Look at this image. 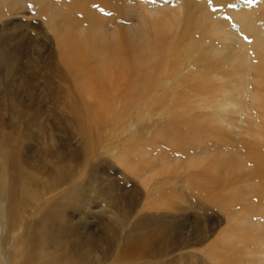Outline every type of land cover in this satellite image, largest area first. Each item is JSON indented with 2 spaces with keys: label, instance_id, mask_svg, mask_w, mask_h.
Listing matches in <instances>:
<instances>
[{
  "label": "bare ground",
  "instance_id": "1",
  "mask_svg": "<svg viewBox=\"0 0 264 264\" xmlns=\"http://www.w3.org/2000/svg\"><path fill=\"white\" fill-rule=\"evenodd\" d=\"M5 2H0V19L5 14V8L9 11L14 7L11 2ZM79 2H73V9L70 8L72 12ZM209 2L177 0L175 7L167 4L147 7L149 16L142 14L139 23L132 26L130 35L131 42L141 51L138 56L129 54L125 47L129 38L125 37L121 29L111 38L107 36V39H100L98 32L77 34L55 21L48 23L58 40L61 61L75 73L71 80L69 76L59 78V81L45 77L49 85L43 88L42 93L46 96H42L46 101L53 102L46 117L62 124L61 134H58L61 138L55 133V126H52V130L48 131V139H42V108L33 106L35 109L26 118L28 111L20 108V104L11 96L19 92L29 80L16 79V59L12 53L15 48L2 47L7 38L0 35L1 246L7 245L5 239L11 227L20 220L26 203H33L31 214L36 220L33 226L24 227L22 247H18L8 263L2 259L3 249L0 246V264L20 262L27 255L31 260L39 258L41 251L37 249H45L49 244L45 240L55 235L80 248L71 233L69 214L73 212L74 202L83 204L88 199L83 192L85 186L76 180L84 176L86 164L105 150L104 145L99 147L103 143L100 131L91 127L93 115L100 105H103L102 110L110 108L106 110L107 115H110L112 108H118L119 112L114 113L117 118L120 115L130 118V111L133 116L139 112L134 116L132 126L129 129L126 127L129 133L127 141L130 143L126 145V142L118 141L106 146V152L116 151L121 165L127 166L145 186L147 198L151 196L155 201L162 204L166 202L170 206L174 202H185L197 208L214 207L225 214L226 226L217 231L214 241L203 247L207 258L213 259L214 264H264V2L259 9V20L253 13L255 10L251 11L248 6L243 7L240 13L232 11L242 28L250 36L252 34L250 43L233 33L227 27L229 22L223 20L219 12L213 11ZM84 4L83 1L80 6ZM117 4L120 6V3ZM122 5L118 7L121 9ZM82 7L81 11H77L82 12L84 18L91 16L96 9L90 12L88 5ZM166 8L173 9L167 13L164 11ZM98 18L103 25L101 12ZM97 19L93 20L94 23L99 22ZM109 39L116 45L117 52L120 47L125 48L123 52L127 58L111 63V58L104 56L105 51L110 50L111 43L106 41ZM98 43L102 47L99 53L104 51L101 57L96 52ZM29 94L30 100L36 102L37 94ZM107 99L115 103L118 100L119 106H109ZM157 108H162L167 116L164 121L162 119L150 127L149 132L155 140L152 142L147 138L148 142L144 141V127L139 124ZM246 116L251 119H246ZM73 128L80 132L85 144L83 153H74L79 160L75 165L70 150V131ZM232 130H236L235 135L231 134ZM158 131L163 134V150L156 149L160 143L156 138ZM27 142L35 143V150L31 153V146ZM123 145L132 152H127V147L123 150ZM145 145H148L147 149L155 147L156 153L147 150ZM41 146L52 155L53 160L49 159L37 169L39 165L29 158ZM166 146L171 148L167 149ZM131 156L137 162L132 164ZM161 192L165 196L155 197ZM113 203L117 205V201ZM124 214L131 215L127 211ZM180 236L181 232L177 236L179 241L172 243L171 253L192 248L187 236L181 239ZM31 260H26L24 264ZM185 262L210 264L205 257L201 258L192 252L178 255L170 264Z\"/></svg>",
  "mask_w": 264,
  "mask_h": 264
},
{
  "label": "rangeland",
  "instance_id": "2",
  "mask_svg": "<svg viewBox=\"0 0 264 264\" xmlns=\"http://www.w3.org/2000/svg\"><path fill=\"white\" fill-rule=\"evenodd\" d=\"M5 1V3L7 4L11 2V5L14 6L12 8H14L15 11H13L14 9L12 8L8 9L9 11H7V8H5V14H3L4 16L0 19V35L1 37L7 38L5 43H3L4 45H1L2 47L8 46L10 49L15 48L12 53L14 54L16 59V69L14 74L16 79H23V81L24 79L29 80V83L23 84L19 92H16V94L14 93V95L11 94V96L13 97V99H15L14 101L20 104V108L26 109L28 111L26 118H28L29 114L32 113L35 109V107L33 106H40L42 108V110L44 111V116L40 119V125L42 127L41 137L45 140L48 139V131L52 130V126H55V133L57 135L59 133L61 134L63 127L62 124L57 120L55 121L54 118L52 120H48L49 117H46V112H48L49 108H51V103L53 102L46 101L45 97H43L45 95L44 93H42L44 91L43 88L49 85L48 82V84L46 83L45 77L46 79L51 78L59 81L66 76H69L71 80L72 76L75 75V73L71 71L66 65L65 67L63 61H61L58 40L57 38H55V35L53 34L52 29L48 26V23H50L51 21H55L56 24H59V26H67L77 34H81L87 31L90 33L98 32L97 34H99L100 39H107V36H110L111 38L116 32L121 29L124 35H126L125 37L130 39L133 27L136 26L139 23L138 21L142 19L141 15L143 14L147 17V15L149 14L146 9L147 7L154 8L157 6H164V4L175 7L177 2V0H128L129 2L127 3V1L121 0L123 2L122 4L126 3L122 5L121 1L119 0H94L93 2L92 0H90L91 3H89V0H82L81 3L79 2V0H71L72 2L70 0ZM74 1L79 2V6H75L74 11L72 12L70 8L73 7L71 5H73ZM83 1L88 5V10L90 12L91 10H94L96 8L92 12H94L93 14H96L97 17L92 14L91 16H85L84 18V15L81 14L82 12L78 13L79 10H82V6L85 5L87 7L86 4L80 6ZM193 1H195L196 3L199 2V0ZM208 1H210L209 4H211L212 10L219 12L223 20L226 19L227 22H229L227 24V27L233 33L238 34L239 37H243L249 43L252 42V34L250 36V34L242 28L241 23L235 18L234 13H240L244 8H247L248 6L251 11H256H254L253 13L259 20L261 19V11L259 9H261V4L264 2V0ZM116 2L120 3V6ZM100 4L101 6L98 8ZM116 4L117 6L114 9V6ZM258 4L260 6H258ZM121 5L122 8L120 9L119 7H121ZM19 6L21 8H19ZM110 6L113 9L110 8ZM79 7L80 9H78ZM62 8L64 11L62 10ZM118 8L120 10H118ZM16 9H21V12L17 11ZM171 9L168 10V8H166L164 9V11H166L167 13L169 11V13H171ZM52 10L54 12H52ZM97 10L98 12L96 13L95 11ZM121 11H123V13ZM258 11H260V13ZM19 12L20 14L18 15ZM100 12L101 17L103 18L102 22L104 23V26L100 23V15V19L98 18V13ZM43 14H45V16ZM50 14L52 15V18ZM123 14H125L126 16ZM42 15L44 16V18H42ZM93 17L94 21L98 18L97 20L99 22L94 23V21L92 20ZM105 17L107 21L104 19ZM88 18H90L91 22L90 20L89 22L87 21ZM65 19L67 22L65 21ZM78 19L82 20V22ZM69 21H71V23ZM76 22L77 24H82V26H77ZM92 22L94 23V25H92ZM111 24L113 25L111 26ZM75 28L79 29V31ZM129 39H127L128 43L125 44V47H127L129 54L138 56L141 51L131 42V39ZM106 41H109L108 43H111V46L110 50H108L109 48L107 49L109 52L105 51L104 56L106 58H111L109 60L111 63H115L117 60H121L124 57L127 58V55L123 52L125 48L120 47L119 52H117L118 49H116V45L110 39ZM97 45L96 52H98L101 57L103 56L104 51L101 50V52L99 53L98 50L102 49V47L100 43H98ZM143 53H145V51H143ZM188 63L191 62L189 61ZM114 73H117V71H115ZM53 83L55 84V81ZM30 92L35 95L37 94L36 97L38 99L36 98L37 101L34 103L32 99L30 100L29 98ZM39 92L42 94H40ZM107 100L109 106L112 104H115L114 106H119L118 100L117 103L112 102V100L109 99ZM102 106H97L96 114L94 113L93 115V119H95L94 122L92 119L93 124L91 122V127L100 131V139L103 143L99 147L101 148L104 145L105 150L102 151V154L100 156L95 157L89 162V164H86L87 166L83 170L85 171L84 176H82V178L79 177V179L76 180L80 185L85 186L83 192L86 193L88 199L86 198L85 200H87V202L83 204L74 202L75 206L74 208H72L73 212H70L69 214L71 220L70 228L72 229L71 233L73 237L76 238V244L78 243L80 248L73 246L65 239H61L60 236L55 235L52 238H47L45 240L49 242L45 249H37V251H41V256L39 258L31 260L27 258V255L26 258L25 256L23 257L22 261L20 259V262H11L10 264H24L26 260H31L27 264H170L174 260H176L178 255L181 256V254H184L186 252L197 254L201 256V258L205 257L210 264H214L215 261L213 259L207 258V252L204 251L203 247L206 243L214 241L213 239L217 237V233L226 226L225 214L221 211H218V208L216 209L214 207L202 206V208H197L195 205L187 204L185 202H174V204L170 206V204H165L166 202L162 204L158 201H155L151 196L147 198V190L145 186L143 185V183H141L140 179L138 180V177H136V175H134L127 169V166L121 165L122 163L117 159V153H115L116 151L106 152V146L113 145L118 141H123L124 143L126 142V145L130 143L127 141V139H129V133L126 131L132 126V121H135L134 116L136 117L139 112H136L133 116V112L130 111V118H126L122 115L117 118L116 114L117 112H119L118 108H115L114 110L112 108L110 115H107L108 113L106 110L110 108H105L102 110ZM53 113H55V111ZM143 116H145V114ZM166 116L167 114L163 112L162 108H157L149 116L150 119L147 118L141 121L142 123H140L139 126L144 127V141H146L147 138L148 140H152V142L153 140H155L149 132V129L153 126V124H157V122H159L160 120L163 119L162 121H164V117ZM96 118L98 120H96ZM247 118L251 119V117L246 116V119ZM95 121H97L98 123H95ZM94 125H97L98 127H94ZM160 131L163 132V130ZM160 131H158L159 135H156V138L157 140L159 139V142L161 143V137H163V134H165V132L161 134ZM235 131L232 130L231 134L233 135ZM95 136L97 137V134ZM70 137V150L72 151L73 155L74 153H83L85 144L84 138L80 134V132L77 129L73 128L70 131ZM144 141L142 143H145ZM160 143V149H156L163 150L165 145L163 141L161 144ZM27 144L32 147H30L29 153L33 152V150H35V143L27 142ZM126 145H123V147L121 148L125 150V147H127L126 151L132 152L131 150H128L129 147ZM145 148L147 149L148 145H145ZM165 148H167V146ZM168 148L171 147L168 146ZM156 149L155 147H153L147 150L155 154ZM36 150L37 151L34 153V155L30 154L29 159H32L36 162L37 165H39V167L37 166V169L41 168V166L49 159L53 160L52 155L45 149L44 146H41V148ZM135 159V157L133 158L131 156L130 162L132 164L137 162ZM73 162L74 165L79 162L77 156L75 155ZM144 164L145 162L142 165L144 166ZM107 196L110 198L108 199ZM158 196L163 197L165 195L161 192L155 197ZM114 201H117V205H115L116 203H113ZM32 204V202H30V204L26 203V207L22 211L20 220L11 227L9 236L7 239H5L7 245L1 246L0 241V246L3 249L1 250V254L4 256L2 259H6L7 263L8 261H10L12 255L18 249V247H22L21 238L24 235V227L27 225L33 226L36 223V220H33L31 214V209L33 207ZM187 208L188 210H186ZM124 211L129 212L131 215L125 216ZM215 230L216 232H214ZM180 232V239L181 237L187 236L186 238L187 240H189L192 248H190L189 250L186 249L175 251V254L171 253L170 248L172 246V243L174 241H176V243L177 241H179L177 236L179 237ZM213 232L214 235L212 236L211 234H213ZM204 233L206 234V236ZM185 264L191 263L185 262Z\"/></svg>",
  "mask_w": 264,
  "mask_h": 264
}]
</instances>
